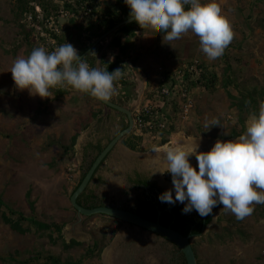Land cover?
Wrapping results in <instances>:
<instances>
[{
  "label": "rangeland",
  "instance_id": "1",
  "mask_svg": "<svg viewBox=\"0 0 264 264\" xmlns=\"http://www.w3.org/2000/svg\"><path fill=\"white\" fill-rule=\"evenodd\" d=\"M12 3L13 0H0V199L7 206L3 211L8 215L11 210L14 212L12 218L18 213L26 217L23 226H28L30 232L20 235L0 219V264H19L24 261H29L28 264H52L48 261L49 255L59 259L57 264H102L101 258L100 261L88 258L85 255V247L63 251L62 242L69 243L74 240L89 246L92 240L102 239L106 242L101 254L103 256L107 249L129 236L135 237V245L142 244L139 241L147 244L146 253L152 262L160 260V252H167L166 254L175 260L178 253L175 246L133 225L123 224L103 215L82 218L78 222L70 197L87 169V163L82 164L84 161L81 154L86 152L88 156H93L96 153L93 148L94 139L100 140L99 145L104 147L111 138L110 132L103 134V131H106L103 126H94L92 121L95 117L90 113L93 109L100 112L99 115L102 110L109 114L111 111L77 94L78 91L71 87L68 88V94L63 96L61 107L51 101L55 98L52 92L49 98H40L31 96L27 90L16 89L10 72L11 67L17 57L28 55L25 53V47L15 56L12 53L16 43L12 40L13 32L17 31V28L6 24V20L12 18ZM224 4L229 10L228 20L236 32L224 55L216 60L205 57V61L193 46L191 54H187H190L187 61L175 67L178 59L170 60L169 66L172 68L166 70L174 74L186 64L198 60L204 66L206 74H215V87L210 88L211 90H203L200 86L192 88V109L185 119L171 115L174 130L168 135L166 143L157 135L142 136L136 144V150L132 151L133 154L130 153V159L124 163L123 168L127 172L115 171L114 162L120 161L114 160L115 156L111 157L115 153L113 150L87 188V192H93L99 201L104 200L108 205L123 204L133 209L147 203V192L134 188L131 184L137 170L161 191L171 189L173 184L168 180L169 173L151 176L160 168L157 157L161 156L159 152L153 153V148L162 151L170 146L182 144L185 140H192L198 141L203 150L210 144L214 145L218 139L231 140L224 138L233 129L239 131V127L236 122L237 110L232 107L231 100L222 86L225 81L223 71L227 66L231 68L230 76L236 79L234 87L228 89L232 95L237 96V92L254 88L262 94L261 97L256 96V100L259 104L264 102V0H226ZM163 71L164 68L160 70ZM151 83L144 99L148 98L158 81ZM117 92L113 96H116ZM76 102L79 105L71 107L81 106L80 109L71 111L70 105L67 108L69 103ZM83 104H90L84 112ZM91 106H98L99 109ZM68 112H76L75 117L69 116ZM110 119L106 120L108 131ZM213 119H219L221 126H213L210 129L205 127L206 121ZM77 131L80 135L76 139L73 154L71 149L66 154L62 146H69L70 138ZM218 136L222 137L217 138ZM181 139L182 141H179ZM118 157L120 152L117 153ZM109 163L113 166L110 171ZM192 165L197 167L196 159ZM115 175L117 178H114ZM106 177L113 180L111 185ZM31 202L33 209L30 207ZM175 205L179 208L183 204L177 202ZM254 208L252 215L238 220L221 205L203 234L192 239L197 264H264V204H256ZM31 220L61 227L60 235L51 230L50 236L56 240V244L51 243L49 232H43L44 235L38 237L39 232L36 233ZM33 256L37 259L32 260ZM161 259L162 264H166L168 257L162 256Z\"/></svg>",
  "mask_w": 264,
  "mask_h": 264
},
{
  "label": "clouds",
  "instance_id": "2",
  "mask_svg": "<svg viewBox=\"0 0 264 264\" xmlns=\"http://www.w3.org/2000/svg\"><path fill=\"white\" fill-rule=\"evenodd\" d=\"M63 1L66 0H60V9ZM124 2L130 9L129 22L159 28L164 34L163 40H177L188 32L196 34L200 48L209 60L223 56L234 39L230 21L217 0ZM72 3L79 6L73 0L68 1L73 7ZM63 19L66 23L61 25L65 26L70 18ZM78 23L81 22L78 20ZM79 53L80 49L78 52L66 42L55 51L49 52L40 46L27 57H17L10 70L16 89L27 90L31 96L49 98L51 89L60 87L68 91L71 87L97 100L111 101L123 70L117 68L110 72L92 67L85 57L81 58L84 53ZM213 126H221L219 119L206 121L205 127ZM199 148L198 141L170 146L162 151L153 148V153H161L163 167L151 176L170 173L172 177L173 188L159 195L161 202H179L184 204L183 213L195 210L201 217L212 215L213 209L222 205L238 220L252 215L254 205L264 204V102L260 103L258 113L250 116L241 135L227 141L218 139L209 151H199ZM192 156L198 170L190 162Z\"/></svg>",
  "mask_w": 264,
  "mask_h": 264
},
{
  "label": "trees",
  "instance_id": "3",
  "mask_svg": "<svg viewBox=\"0 0 264 264\" xmlns=\"http://www.w3.org/2000/svg\"><path fill=\"white\" fill-rule=\"evenodd\" d=\"M60 2V0H15L14 3L11 5V14L12 18L8 21L6 20V24L8 25H14L17 28V31L13 32L14 38L12 40L16 43L14 44L12 48V53L15 56L18 51L21 50L22 47H25V53L26 55H29L31 51L34 48H37L34 46V40L35 35L37 31L42 29L43 31H47L44 28V22L43 20L39 19L38 15L34 12L35 5L39 6L41 10L43 11V17L44 19L49 18L50 16H54L55 18V24L59 26L61 29L60 36L53 35L52 37L55 39L56 44L61 46L62 44L68 42L71 43L73 46L77 45L80 49V55L84 53L86 50H88L93 43L99 39L101 36H103L106 32L111 30L113 27L118 25L119 23L129 19V7L125 4L124 0H116L115 2H112L111 0L104 3L105 10L96 18L95 20H92L91 16L87 18L86 22H89L88 26L85 24L81 26L79 25L78 20L75 19V16L78 14V11L76 8L72 7L71 5H68V1L72 0H66L63 1V8L69 12V14L73 15L74 17H71L67 24L65 26H62L60 22L58 21V13L60 9V4L57 2ZM77 4L79 2H88L89 5H91L93 8L94 4L89 0H73ZM32 4V5H31ZM93 16V14H92ZM28 17L30 20H28ZM139 26L136 22H131L129 24H126L122 26L117 32L121 34L123 37H119V34L113 35L110 43V48L115 51L116 56H114L111 61H103L101 60L100 66L104 70L113 71L114 69L120 68L123 70V76L120 80H118L115 84L116 91H118L120 94V104L123 106H128L130 99L134 97V82L131 75L127 74V69L124 65V60L127 51L129 50L130 41L129 38L133 36L134 34V27ZM48 32V31H47ZM124 39V41L122 40ZM102 43L98 44L96 48H100V45ZM58 46V47H59ZM98 49H95L92 51V53L97 52ZM87 63H89L90 66L95 67V61L93 57H90L89 55L84 58ZM103 59V58H102ZM199 69H201L202 75L201 78H199L198 82H193L191 85L193 87L200 86L203 88V90H211L210 88L215 87V74L210 72L209 74L205 73L204 66L200 65L198 66ZM225 74V81L222 84L224 91L227 94V97L229 100H231L232 107L237 110V125L239 127V131L236 129H233L231 133L226 136L225 138H235L241 135L245 131V123L247 119L254 113H258L259 111V101L256 100V96L261 97L262 94L260 92H257V90L250 89L245 90L242 92H237L236 95H232L231 91L228 90L232 86V76L231 74V68L230 66H227L225 70L223 71ZM173 72H164L161 73V76L164 78V81L160 84V87L165 85V83L170 80L171 83H175L174 77H171ZM186 74V73H185ZM188 76H184V80H188ZM183 79V78H182ZM168 83V82H167ZM51 92L54 93V99L55 100H62L64 95H67L68 92L65 88L56 87L51 89ZM3 93V92H2ZM77 94L82 95L84 98L94 101L96 104L103 105L101 102L95 100L91 96H88L85 93L78 92ZM122 99V100H121ZM111 101L114 102V99L111 98ZM79 105V104H78ZM84 105V104H83ZM90 107V104H87ZM81 108V106H79ZM92 107V106H91ZM106 107V106H105ZM76 108V109H80ZM160 114L164 115L166 117V120L168 122H173V117L171 115L176 114L180 111V106L177 104V101H170L165 102L162 107H160ZM39 112H41L38 109ZM170 112V114H169ZM100 112L94 110L90 113L92 117H97ZM127 127V124L124 125V128ZM174 130L173 125H169V130H162V131H155L154 135H157L160 137V139L163 141V143H166L168 139V135L172 133ZM147 134L145 130H143L142 135H136L134 132L133 134H130L128 136V140L124 142L125 146L129 148L130 150L134 151L136 150V144L138 141H140L141 137ZM80 135V133L77 131L74 133V135L69 140V146H62L64 148V151L67 154V151L70 149H73L77 137ZM222 136H218L217 138H221ZM103 148L100 146L96 147V150L98 153L101 152ZM168 180L172 181L171 174H168ZM82 180V179H81ZM80 180V182H81ZM79 182V183H80ZM137 183H139V187L145 186L148 187L149 184L146 181H139L137 180ZM79 185V184H78ZM77 185V186H78ZM77 186L74 188V190L77 188ZM73 190V191H74ZM29 195V194H28ZM84 195V194H83ZM82 195V196H83ZM88 202V198L85 200L86 203L90 204V207H87L88 209H92L95 207H98L96 205V202L93 200V196L90 195ZM80 199V198H79ZM78 204L79 203L78 200ZM221 206V205H220ZM220 206H217L213 209L212 215L208 217H201L195 210H193L190 213H183L182 209L183 207L176 208L174 210L173 206L169 205V203H165L162 206L159 207L158 210L154 209L153 204L147 200V204L144 206L146 215L145 217L150 221H156L158 220L160 224L164 227H170L172 230L178 232L179 234L187 237L189 235L191 236H199L200 233L203 230L204 225H208L212 222V218L218 208ZM31 209H33V203H30ZM85 207V206H83ZM4 208H7V206L4 204L3 200L0 199V219L3 221L4 224L9 225V228L20 234L25 235L30 232V228L28 226L24 227L23 222H26V217L23 216L22 213L16 214L17 216L12 218L15 214L8 209L11 214V216L8 215L5 211H3ZM159 211V212H158ZM150 215V216H149ZM175 215V217H173ZM36 229V233L39 232L38 237H42L44 234L43 232H49L48 237L50 238V241L52 244H56V240L51 238V230L57 232L60 235L61 227L54 224H46L43 222L38 221H30ZM59 238H62L59 236ZM106 242L102 239H94L90 242L89 246H86L83 243L76 242L74 240H71L69 243L62 242V250L66 251L75 247H85V255L93 260H99L101 258V254L103 249L105 248ZM32 260H36V256H33L31 258ZM181 264H186L184 257L181 255ZM48 261L52 264L59 263V259L56 257H53L51 255L48 256ZM29 261L20 262L19 264H28ZM77 264L79 262H76Z\"/></svg>",
  "mask_w": 264,
  "mask_h": 264
},
{
  "label": "crops",
  "instance_id": "4",
  "mask_svg": "<svg viewBox=\"0 0 264 264\" xmlns=\"http://www.w3.org/2000/svg\"><path fill=\"white\" fill-rule=\"evenodd\" d=\"M89 1H91L95 7L93 17H92V20H95L106 9L104 3L109 1V0H89ZM111 1L115 2L116 0H111ZM217 3L221 6L222 12L227 16V18H229L228 17L229 10L226 9V6L224 4V3H226V0H217ZM80 24H81V26L84 24L86 26H88L89 22H81V23H79V25ZM119 29L113 30V32H111V33L106 32L107 34L104 35L103 41L101 40L102 44L100 45V48H96L97 47L96 46L93 49V50L98 49V51L95 52V54L92 52H91L92 54L91 53L88 54L90 57L94 58L95 67L101 68V66H100L101 60L111 61V59L114 56H116L115 51L112 50L109 45L111 43V39H112L113 35L117 36L119 34L117 32ZM233 31H234V33H236L235 30H233ZM163 35H164L163 33H160L159 28H154L151 26H140L139 25V26L134 27V34H133V36H131L129 38V41H130L129 46L130 47L126 53V56L124 59L126 61H124V65L127 69V72H128L127 74L131 75V77L133 78L134 97H132L130 99L128 106H124V107L130 109L131 111L137 105L143 103L144 94H145V92H147L149 90L148 88L150 87L149 83H151V82L153 83V81L159 82V77L161 76V73L166 72V70H171L172 67L170 68V66H169L170 60L176 59V61H177V59H178V61L175 64L177 66H175V67L181 66L182 62H185L188 60L187 58H189L188 56L191 54V50L194 46V48H196L195 50L201 55V58H203L205 61H207V58H205L206 55L202 52V50L200 48L199 37L196 34H194L192 32H188L186 34H183V36L180 39L173 40V41L163 40ZM119 37L120 38L122 37L121 34H119ZM122 40L124 41V39H122ZM75 48L79 52V47L77 45H75ZM188 52L190 53L189 55H187ZM163 68H164V71L160 72V70H163ZM233 77L234 76L231 77L232 81L234 80ZM235 84H236V80H234L232 82L231 87H234ZM119 94L120 93L117 92V95L112 97V99L117 101L116 103L119 102V99L121 97ZM51 101H53L54 103H58L57 106L60 105L59 107H61L64 99L63 100H55V99L52 100L51 99ZM77 103L78 102L69 103L67 108H69V105H70V107L76 106V105H78ZM118 104L121 105L120 103H118ZM121 106H123V105H121ZM86 107H87V104H84L82 107L83 112H84ZM103 107L105 109L111 111V114L102 110V114L98 115L97 118H95V120L92 122H94V124H95L94 126H99V128H101L103 126L106 130L105 132L103 131V134L106 135V133L108 134L110 132V135H111L110 139H113L118 134V132L125 129L124 125L127 124V120H126L125 116L124 117L122 116L123 114H118V113L112 111L111 109H109L107 106L105 107V105ZM92 108H96L97 110L99 109L98 106H93ZM74 109H76V108H72L71 111ZM93 110H95V109H93ZM75 113L68 112L69 116H71V117H75ZM109 116H111V117H109ZM107 118H111L109 120L111 122L110 123V131H108V127L106 126ZM247 122L248 121H246V123H245V130H246ZM92 128L93 127H91V129ZM94 128L99 129L97 127H94ZM130 134H133V130ZM129 135L124 137V139L119 144H117V146H115L113 148V150H115V153L111 157L115 156L114 160L120 161V163L114 162V164L116 166L115 171L117 173L127 172V170L124 169L123 166H124V163L130 159L129 158L130 153L133 154L132 150L128 149L124 144V142L128 140L127 138ZM224 139H234V138H224ZM97 141L98 140H95V139L93 141L95 143V146L93 148L96 151V153L93 156H88V154H86V152H83V154H81V158H83L82 160L84 161V162H82V164L87 163V165H86L87 169H86V171L84 170L85 172L82 174V178L84 177L85 173L87 172V170L89 169V167L92 165V163L94 162V160L96 159V157L99 154L96 150V147L100 146L99 145L100 140L98 142ZM107 143H106V145H107ZM210 145L214 146L212 144H210ZM210 145H208L207 147H204L202 151H209ZM105 146L104 147L100 146V147L104 149ZM116 147L118 149H115ZM73 150L74 149H71V154H73ZM113 150L107 155L106 159L113 152ZM118 152H120V157L117 158ZM77 156L79 157L78 154H77ZM102 164H100L99 167L97 168V170L95 171L92 179L90 180V183L93 179L96 178V173ZM112 167H113L112 164L109 163L108 164L109 171L112 169ZM137 173H139L138 170H137ZM114 178H117V175H115ZM114 178H112V179H114ZM106 180L110 185L113 182V180H111V177H110V179L106 177ZM89 184H88V186H89ZM87 188L85 191H88ZM87 193H89V195H91L93 192H87ZM83 201H85V200H83Z\"/></svg>",
  "mask_w": 264,
  "mask_h": 264
},
{
  "label": "built area",
  "instance_id": "5",
  "mask_svg": "<svg viewBox=\"0 0 264 264\" xmlns=\"http://www.w3.org/2000/svg\"><path fill=\"white\" fill-rule=\"evenodd\" d=\"M72 5L74 4L72 3ZM73 7L78 11V16L76 15L75 19L79 20V22L86 21V19L93 14L92 6L86 2H80L79 6L74 5ZM34 12L38 15L39 19L43 20V26L48 31L45 32L42 29L37 31L34 46L37 48L43 46L49 52L55 51L59 45L56 44L52 36H60L61 29L55 24L54 16L44 19V13L39 6L34 7ZM71 17H74V14H69L64 8L60 9L57 16L58 19ZM28 20H30L29 17ZM199 65V61L194 60L186 64V66H183L178 72L172 74L171 77H174L175 83H171V81L168 80V83L166 82L165 85L160 87L164 78L161 77L159 79V82L156 84L155 88H153L148 98H145L143 103L132 110L134 121L133 132L136 135H142L143 130H145L147 134L144 135L151 137L154 135L155 131L169 130V125H171V123L159 112L161 109L160 107H162L165 102L176 100L177 104L180 106V111L176 116H178L179 119L186 118L193 106L191 98L193 86L191 83L198 82L203 72L198 68ZM185 75L189 77L188 80H184Z\"/></svg>",
  "mask_w": 264,
  "mask_h": 264
},
{
  "label": "water",
  "instance_id": "6",
  "mask_svg": "<svg viewBox=\"0 0 264 264\" xmlns=\"http://www.w3.org/2000/svg\"><path fill=\"white\" fill-rule=\"evenodd\" d=\"M59 22H60V24L64 25L65 19L59 18ZM129 23H131V22H129V19H127V20L123 21L122 23H119L118 25L113 27L108 32L111 33V32H113V30L119 29L122 26L129 24ZM106 34L107 33H105L104 35H106ZM104 35L102 37H100L81 56V58L86 57L87 54H89L93 50V48L104 38ZM87 95L90 96L89 94H87ZM94 99L97 100L96 98H94ZM97 101L101 102L102 104H104L105 106L110 108L111 110L118 112L120 114H123L127 120V127L125 129H123L121 132H119L105 146V148L98 154V156L96 157V159L94 160L92 165L89 167V169L85 173L81 182L79 183L77 188L72 193V195L70 197V203L72 205V208L75 210V212L77 214L78 222H80L82 218H89V217H92L95 215H103L106 217L116 219V220L122 222L123 224L133 225V226L139 228V230L149 232V233L161 238L162 240H166L168 243L175 246L179 250V252L183 255L186 264H197V258H196L195 252L193 250V247H192V239L194 237H197L198 235L197 236L189 235V236L185 237V236L179 234L178 232L172 230L170 227L162 226L158 220H156V221L146 220V219H143L140 216H138L134 213H131L129 211H124V210H120V209H113V208H109V207H105V206L88 209V208H84L78 204L79 196L85 192L86 188L88 187V184L90 183V180L92 179L95 171L97 170V168L99 167V165L101 164L103 159L113 150V148L115 146H117V144H119L124 139V137L129 135L134 128L132 111L130 109H128L124 106H121V105H119L113 101H108V102H103L100 100H97ZM212 147L213 146H210L209 149H211ZM219 208H218V210H219ZM218 210L214 214L212 221H213L214 217L216 216ZM207 226L206 225L203 226V230L200 233V235L203 234V232H204L205 228H207ZM133 240L136 242L135 237L133 238ZM139 242L142 243V244H139L140 245L139 247H143V249L148 247L146 243H143L141 241H139ZM114 247H115V244L112 246V249ZM135 249L139 251L141 248L138 249V247H136ZM104 255H105V252L103 253V256H102L103 259H104ZM112 264H122V263L117 262L113 259Z\"/></svg>",
  "mask_w": 264,
  "mask_h": 264
},
{
  "label": "flooded vegetation",
  "instance_id": "7",
  "mask_svg": "<svg viewBox=\"0 0 264 264\" xmlns=\"http://www.w3.org/2000/svg\"><path fill=\"white\" fill-rule=\"evenodd\" d=\"M114 102H117V101H114ZM116 113H118V112H116ZM118 114H120V113H118ZM111 140L112 139H110L108 141V143ZM106 157L103 159L102 163L105 161ZM137 180H139V181H143L144 180V181H146L149 184V186L145 187V186L141 185L139 187L138 186L139 183H137ZM131 184L134 186V188H137V189L141 188V189H143L144 191L147 192L148 199L153 204L155 210H158L160 206H162L163 204L167 203V202H161L160 199H159V195L162 194L163 191H161L159 188H157L154 183H150V181H148V179H146L145 177H142L140 175V173H136V177L131 180ZM91 195L93 196V198H94L93 200L96 202V205L98 207H104L105 206V207H109V208H113V209H120V210H124V211H129L131 213H134V214L140 216L143 219L148 220L145 217L146 212H145V209H144V206L147 203H144V204L140 205L139 208L133 209L132 207L126 206V205H123V204L119 205V206H116V205H113V204H109L108 205V204H106L104 202V200L99 201V199L96 197L95 194L92 193ZM89 196L90 195H89V193H87V191H85L84 193H82L79 196L80 200H79V198H78V200H79V203L81 204L80 206H82V207L85 206L84 208L90 207V204L86 203V201H87L86 199L87 198H88V202H89V200H91L89 198ZM83 200H86V201H83ZM169 205L173 206L174 210L177 208L175 204H169ZM183 206H184V204L181 207H183ZM173 217H175V215ZM164 241L167 242L166 240H164ZM134 242L135 241L133 240V238H130V237L122 238L121 240H119V242L117 244H115V247L111 251V253H113L112 256H114L113 259L115 261H117V262H121L122 264H162L161 257L162 256L163 257L167 256L168 259L165 262L166 264H181L180 257H181L182 254L179 252L178 249H177L178 250L177 257H176L175 260L170 258V255L166 254L167 252L166 253H161L160 252L159 253L160 254V260L152 262L151 258L148 257V254L146 253V249L147 248L143 249V247H139V245H135ZM136 247H138V249L139 248H141V249L138 251V250L135 249ZM101 263L104 264V259H103L102 255H101Z\"/></svg>",
  "mask_w": 264,
  "mask_h": 264
},
{
  "label": "bare ground",
  "instance_id": "8",
  "mask_svg": "<svg viewBox=\"0 0 264 264\" xmlns=\"http://www.w3.org/2000/svg\"><path fill=\"white\" fill-rule=\"evenodd\" d=\"M178 141V140H177ZM179 141H182V139L181 140H179ZM187 141V142H186ZM184 143H188V144H191V143H193V142H195V141H192V140H185V141H183ZM180 144V143H179ZM167 146V145H166ZM201 145H200V148H199V151H202V149H201ZM164 148V147H163ZM166 149V148H165ZM193 157L194 156H192V157H190V162L191 163H193V162H195V159H193ZM157 159H158V161H159V163H160V168H162L163 167V162H162V160H161V156L160 157H157ZM171 188H173V186H171ZM128 235V234H127ZM130 237V236H129ZM111 251H112V247L111 248H109V249H107V251H106V253H105V255H104V264H112V260H113V257L114 256H112V254L113 253H111Z\"/></svg>",
  "mask_w": 264,
  "mask_h": 264
}]
</instances>
